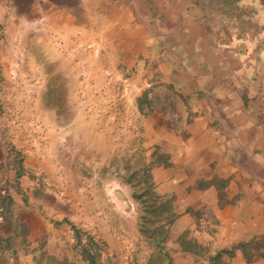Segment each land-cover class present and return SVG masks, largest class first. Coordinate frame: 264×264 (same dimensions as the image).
<instances>
[{"label":"crops","instance_id":"1","mask_svg":"<svg viewBox=\"0 0 264 264\" xmlns=\"http://www.w3.org/2000/svg\"><path fill=\"white\" fill-rule=\"evenodd\" d=\"M87 1L71 30L104 33L90 52L68 45L75 78L147 93L139 133L166 164L149 172L159 235L136 201L84 226L119 264H264V0Z\"/></svg>","mask_w":264,"mask_h":264},{"label":"rangeland","instance_id":"2","mask_svg":"<svg viewBox=\"0 0 264 264\" xmlns=\"http://www.w3.org/2000/svg\"><path fill=\"white\" fill-rule=\"evenodd\" d=\"M87 4L0 0L8 68L0 64V264H87L82 245L95 264H119L84 219L134 213L135 201L147 229L160 234L162 212H153L149 191L160 155L139 133L145 111L123 96L121 80L72 70L68 45L81 40L90 52L104 33L100 23L91 33L71 30L76 20L86 25ZM67 233L73 243L62 246Z\"/></svg>","mask_w":264,"mask_h":264},{"label":"trees","instance_id":"3","mask_svg":"<svg viewBox=\"0 0 264 264\" xmlns=\"http://www.w3.org/2000/svg\"><path fill=\"white\" fill-rule=\"evenodd\" d=\"M137 106H138V110L140 112H143V107L147 106L149 107L150 106V101L148 100V96H147V93H144L142 95V97L138 98L137 100ZM157 164H166V160L163 156H160L158 157V162ZM20 175V169H19V166L17 168V171H16V177H19ZM152 197V196H151ZM153 198V197H152ZM155 199V198H153ZM153 206V205H152ZM155 212L157 209L156 208H153ZM82 256L85 260L88 261L89 264H95V261H96V255L93 254L88 248L87 249H83V252H82Z\"/></svg>","mask_w":264,"mask_h":264}]
</instances>
